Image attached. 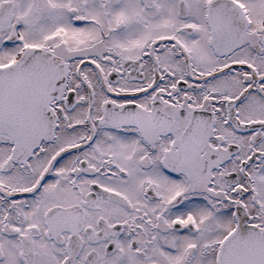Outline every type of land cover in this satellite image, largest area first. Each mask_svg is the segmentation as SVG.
<instances>
[{
  "label": "snow or ice",
  "instance_id": "obj_1",
  "mask_svg": "<svg viewBox=\"0 0 264 264\" xmlns=\"http://www.w3.org/2000/svg\"><path fill=\"white\" fill-rule=\"evenodd\" d=\"M0 264H264V0H0Z\"/></svg>",
  "mask_w": 264,
  "mask_h": 264
}]
</instances>
